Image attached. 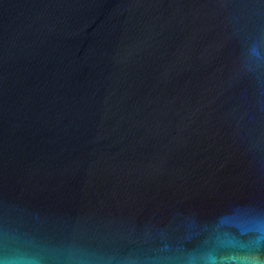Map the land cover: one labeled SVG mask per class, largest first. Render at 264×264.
<instances>
[{"label":"water","instance_id":"water-1","mask_svg":"<svg viewBox=\"0 0 264 264\" xmlns=\"http://www.w3.org/2000/svg\"><path fill=\"white\" fill-rule=\"evenodd\" d=\"M0 259L264 264V0H0Z\"/></svg>","mask_w":264,"mask_h":264},{"label":"clouds","instance_id":"clouds-1","mask_svg":"<svg viewBox=\"0 0 264 264\" xmlns=\"http://www.w3.org/2000/svg\"><path fill=\"white\" fill-rule=\"evenodd\" d=\"M0 264H12V262L8 261L7 259H0Z\"/></svg>","mask_w":264,"mask_h":264}]
</instances>
